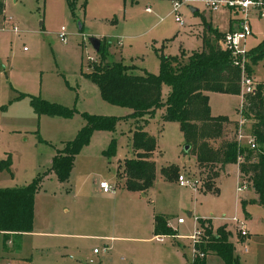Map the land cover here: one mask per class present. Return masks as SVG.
Here are the masks:
<instances>
[{"label":"rangeland","instance_id":"rangeland-1","mask_svg":"<svg viewBox=\"0 0 264 264\" xmlns=\"http://www.w3.org/2000/svg\"><path fill=\"white\" fill-rule=\"evenodd\" d=\"M0 1L6 9V17L18 30L14 33L9 30V24H4L2 29L5 31L0 33L3 38L0 48V73L3 77L0 82L6 86V101L0 104L4 106L0 110L4 116L0 123V159L9 160L8 170L3 174L6 182L22 187L46 173L50 153L75 136L84 123L83 113L117 117L111 132L115 138V153L109 162L102 158L100 151L107 147L110 134L92 131L88 142L74 156L70 178L64 184L55 177L41 180L33 198L36 213H40V206H44L45 195H50L54 198L55 208L63 215L61 218L69 217L77 223V231L73 233L81 237L71 241L77 253L74 264H85L83 258L87 250L94 247L100 251L103 244L110 246V242H97L87 237L91 235L110 236L120 245L105 254L111 257L110 263L104 264H190L191 249L185 240L192 234L191 230L182 237L180 234L184 232L178 230L175 223L177 219L189 223L191 217L196 216L198 219L200 216L217 217L221 213L231 216L233 166L226 169L227 176L221 182L217 197L195 193L190 188H178L175 180L162 181L160 169L168 164L177 168V175L190 180L199 178L194 159L181 151L184 140L177 122L159 123L157 111L144 120L123 117L130 109L104 101L96 85L80 70H89V57L93 58L92 62L97 61L89 38H98L106 44V61L131 65L132 71L139 74L157 73L158 59L154 49L161 50L163 54L175 53L178 45L185 53L198 50L197 34L202 26V15H210L214 19L218 12L208 11L202 4L194 3L192 7L196 12L191 13L188 6L181 5L178 11L184 21L182 28L169 13L171 0H73L74 17L66 0ZM250 22L254 36L247 39L248 46L258 43L261 31H264L263 19L252 17ZM61 26L65 30L64 42H60L56 35ZM220 27L223 29V24ZM189 28L194 29L190 32ZM174 34L173 40L161 47V43L165 44ZM117 39L120 40L119 45H115ZM168 90L167 85L161 86L162 99ZM30 96L70 109L72 114H38L30 105ZM208 102L210 111L230 116L238 107L237 98L218 93L211 95ZM135 126H141L153 135L156 142L153 159L158 184L153 183L143 201L149 213L168 218L169 229L180 235L177 238L185 244H180L183 256L171 258L159 251L158 243L143 240L151 237L150 231L136 216L135 203L120 190L121 179L116 176L115 160L131 155V132ZM232 128L227 126L224 133L230 135ZM4 137L6 143L3 142ZM28 166L31 171L27 170ZM100 180L113 187L116 199L105 200L103 195L91 191L92 181L96 186ZM66 183L76 192L75 204L71 196L67 198L62 194L68 190ZM191 210L192 216L187 217ZM162 241L164 245L169 244L167 237ZM11 257L8 261L12 264H43L35 253L26 259L20 255ZM206 261L208 264H224L218 257L211 256Z\"/></svg>","mask_w":264,"mask_h":264},{"label":"trees","instance_id":"trees-1","mask_svg":"<svg viewBox=\"0 0 264 264\" xmlns=\"http://www.w3.org/2000/svg\"><path fill=\"white\" fill-rule=\"evenodd\" d=\"M135 2L136 0H130ZM72 17L73 0H66ZM3 2L0 1V14ZM193 12H196L194 9ZM223 33L217 31L202 19V33L198 50L177 54H163L154 49L158 59L157 73H134L131 65L120 61H106V44L100 39L95 52L97 61L88 62L89 70L81 74L93 82L100 97L114 105L124 106L130 112L123 117L144 120L160 109L159 122L175 121L183 137L181 151L194 157L199 171L198 191L215 193L214 180L228 163H234L241 157L238 171L241 179L262 202L264 195V83L253 82L252 89L243 93L237 109L240 128L245 135L253 138L254 147L238 144L236 131L238 120L231 121L224 115H211L208 106V92L239 94V82L242 76L251 77L253 66L264 57V37L248 48L242 68L234 62L228 50L222 49L219 39ZM87 66V67H88ZM169 90L161 98V86ZM29 102L36 113L70 116V109L49 103L37 96H30ZM4 106H0V110ZM84 123L75 136L64 142L51 157L46 173L34 178L22 187L0 188V233L22 234L30 232L32 226L33 197L44 176L52 174L60 183L69 177L74 156L85 145L94 130L112 132L117 117L83 113ZM232 126L230 135L224 130ZM155 137L135 126L131 132V155L117 164L116 176L122 180V187L129 192H145L150 189L155 175L151 158L155 149ZM115 153V138H110L107 147L101 151L105 158ZM9 160L0 159V172L8 170ZM177 168L168 164L160 169L164 180H176ZM201 177V178H200ZM203 232V243L197 249L204 257H194L190 264H204L205 256L212 254L224 264H237L233 255V246L228 241V233L223 227L212 229L207 220L198 219ZM204 223L206 225H204ZM154 236H173L162 215H154L152 222ZM6 234V235H5ZM5 238V237H4Z\"/></svg>","mask_w":264,"mask_h":264},{"label":"crops","instance_id":"crops-1","mask_svg":"<svg viewBox=\"0 0 264 264\" xmlns=\"http://www.w3.org/2000/svg\"><path fill=\"white\" fill-rule=\"evenodd\" d=\"M213 12H218L217 16H215L214 19L210 15L206 16V17L204 15H202V16H203L204 20L206 22H208L213 28H216L217 31L224 33L226 30H229V29L234 27V21L230 17L228 11H226L224 9H219V10H216ZM5 13H6V9L3 5V9H2V12L0 14V33L5 31L4 29H2L4 24H9L10 27L12 25H14L13 21L8 16L6 17ZM191 13H193V12H191ZM176 24L178 27H182V28L184 27V21L183 20H182L181 25H179L178 23H176ZM222 24L224 26L223 29H221V27H220ZM10 27H9V30L12 31L10 29ZM189 27L191 28L192 26L190 25ZM190 28L188 31L192 32V29H194V28H192V29H190ZM201 33H202V26H201V29L198 31V34H197L198 40H199V47H200V34ZM252 36H254L253 30L251 31V35L248 38L250 39V37H252ZM260 36H261V38H263L264 31H261ZM174 37H175V34L169 39V41H166L165 44L162 42L161 47L163 45L164 46L168 45L173 40ZM2 43H3V38L1 36L0 37V48H1ZM119 43H120L119 39L115 40V45H119ZM246 43H247V41H246ZM254 45L255 44H253V43L249 44V46H248V44H246L247 48H250ZM179 50L184 51V49L180 45H178L176 52L173 54H177ZM173 54H171V55H173ZM1 59H2V51L0 50V60ZM86 71L87 70H84V71L80 70V72H86ZM132 72L136 73L135 71H132ZM2 77L3 76L0 73V79ZM250 80L254 83L255 82H263L264 83V57L261 58L260 60H258L257 63L253 66V70H252ZM214 93H218L219 95H229L231 97L237 98L238 107H239L240 99H241L240 94L208 92L207 93L208 98L211 95H213ZM5 101H6V86L1 84V82H0V104H3ZM209 105L210 104L208 102V106ZM238 107L234 109L235 113L233 116L226 115L223 112H220V113H218L217 111L212 112V111H210V108H209V112L211 115H224L229 120L236 121L239 118L238 113H237ZM155 111H157L159 113V116H160L161 110L156 109ZM159 116H158V122H159ZM3 117L4 116L2 115V113H0V123L3 119ZM159 123H162V122H159ZM101 131H105V130H101ZM106 132H108L110 134V138L113 137L111 132H109V131H106ZM3 142L6 143L5 137H4ZM56 150H58V149H54V151L52 153H50V155H49L48 167H49L50 159L55 154ZM101 151H100V154H101ZM155 152H156V150L154 149L152 152V156H151L153 162H154L153 156H154ZM183 154H186V153H183ZM102 158L105 159V161L108 163L111 157L105 158L102 155ZM192 158L194 159L193 156H192ZM122 159L116 158L115 170L117 168V164H120ZM229 166H233V168H232L233 169V171H232L233 175L231 178L232 179V186H233L232 199H231L232 209L230 212V213H232V215L230 216L228 213H221L220 216H217V217L210 215L207 217L200 216L199 218L200 219H206L209 222L212 229H215L217 227H223L224 231L228 233V241L233 246V255L236 254L235 256H236L237 260L239 259V263H237V264H264V195H263L262 202H259L257 194L253 191V189L249 185H248V188L244 191H241V192L235 191L236 183H237L238 179L240 178V175L238 174V167L236 166V163L234 162V163L226 164V166L223 168V170L215 178L214 183H213L214 188L216 190L215 193L200 192L198 190H193V192L199 193L202 195L209 194V195L217 197L219 195V190H220L219 188H220L221 182L223 181L224 176H227L226 169ZM27 170L31 171V167L28 166ZM71 172L72 171H70V175H71ZM3 174H4V170L0 172V188L4 189V188L16 187L15 185H11V184H9V182H6ZM70 175H69V178H70ZM50 177H54V175L47 174L46 176H44L43 180L49 179ZM161 179H162V181H165L163 177H161ZM99 182H102V180L98 181L97 185L94 186L95 183L92 181L91 191L93 193H98L100 195H103V199H105V200H114L117 198V195H115V193H114V189H113L112 193H102L101 190L98 188ZM175 182H176V180H175ZM153 183L158 184V182L155 181V176H154ZM67 186H68V184H67ZM152 187H153V184H152L151 188L146 190L145 192H129V191H126L122 187V180H121L120 190H123V192H125L126 195H124V196L126 198L131 199L135 203L134 211L136 213V216H139L138 218L144 222V228L147 231L148 230L150 231L151 237H149L147 239H143V240H145L147 242H151V243H152V241L158 243L159 245L157 248L159 249V251L161 253L171 257V258L176 257V256H178V257L183 256V254L181 253V247L185 244L189 246V240L186 238L185 244H183V243L181 244V242H180L181 239H178L177 237H179L180 235L182 237H186L185 235L190 233V232H186L188 230L189 231L191 230V233H192L193 230L195 228H197V226H198V223H197L198 217L197 216L191 217L192 216V210H191L190 212L187 213V217L192 218L189 223H186L185 221H182V223H177V222L175 223L176 228L178 230L183 231L184 234L177 235L174 232V236H163V238L167 237L169 239V244H167V245H164L162 243L163 241H161V242L156 241L155 240L156 236H154L152 233L153 216L154 215H161V214L149 213L147 205L143 201V199L145 198L147 193L151 191ZM177 187L182 188V187H179L178 185H177ZM67 188H68V190L64 191V193H62V194H65V196L67 198H68V196H71L70 198L73 200V204H75L76 192L74 193L73 188L71 189V187H69V186ZM157 188H160V187L157 186ZM35 194H34V196H35ZM62 194H61V196H63ZM45 196H46V199H44V203H43L44 206H40V213H36L35 201L33 202L32 226H31L30 232L22 233V234H8L7 240H6V236H3L0 233V264H12V262L8 261L9 259L12 258L11 256H19L20 255L21 258L24 257V259H26V257L29 256L31 253H35V255L39 256L38 259L43 264H74L75 263V261H76L75 258L77 257V253L75 252L74 247L71 244V241L74 240V238L81 237V235L73 233V231H77V223H75L74 220L70 219L69 217L61 218L63 215H60L61 211H58V208H55V202L53 201L54 198L51 197L50 195H45ZM238 211H240L241 214L238 215ZM63 212L67 213V210H63ZM114 212H115V210H114ZM117 212H118V210H117ZM119 212H120V209H119ZM164 217L166 219V223H167V227H168V218L166 216H164ZM230 217H235L236 219L242 221L244 228L246 229V232H247L246 240L241 241L238 237V234L236 233L234 224L225 219V218H230ZM135 229H136V227H135ZM87 237H91L93 241H97V242H110V246L103 244V248L105 247L106 251L101 252V250L100 251L98 250V253L95 255L92 254V249H95L94 247L91 250H87L84 253V258H83L84 263L88 264L87 263L88 259H91L93 261V263H91V264H94L95 261L97 262V264H104L107 262L110 263V257L111 256H108L105 254L108 251L116 250L117 248L120 247V245L116 244V242L114 240H112L110 236L91 235V236H87ZM163 238H162V240H163ZM242 243H244V245H245V248H246L245 251L242 250ZM236 251L238 253H236ZM211 256L216 257L212 254L206 255V257L204 259V264H208V262L207 261L205 262V260H206V258L211 257ZM29 259H31V258H29Z\"/></svg>","mask_w":264,"mask_h":264},{"label":"built area","instance_id":"built-area-1","mask_svg":"<svg viewBox=\"0 0 264 264\" xmlns=\"http://www.w3.org/2000/svg\"><path fill=\"white\" fill-rule=\"evenodd\" d=\"M194 3L202 4L208 11H216L219 9H224L229 12L230 17L234 21V27L226 30L221 38L219 39V45L222 49L228 50L231 56L234 58V62L242 68L243 61L245 59L246 51L248 50L246 46L247 38L251 35V22L250 19L255 17L257 19L264 20V0H171L170 13L173 16V20L179 25L182 24V19L179 14V8L181 5H186L192 7ZM10 29L13 32H17V28L12 25ZM57 38L60 42L65 41V30L61 26L56 32ZM264 37V36H263ZM88 60L92 61L93 58L89 57ZM252 81L250 78L242 76L239 82V94L240 98L243 93H247L252 89ZM241 100V99H240ZM240 105V104H239ZM239 108V107H238ZM241 120L238 118V129L236 131V140L238 144H246L249 148L254 147L253 138L249 135H245L241 128ZM241 162V157H236V166ZM239 174V171H238ZM176 183L179 187L190 188L192 190H197L199 187V182L196 179H188L182 175H178L176 178ZM98 188L102 193H112L113 187H110L106 182L102 181L98 183ZM248 188V183L241 179H238L235 187L236 192L244 191ZM234 224L236 233L241 241L246 240L247 232L241 220L235 217L225 218ZM177 223H182L181 219H177ZM203 232L199 225L195 228L190 236L187 237L189 240V247L191 249L192 259L194 257L202 258L204 254L201 253L197 246L203 243ZM163 236H156L155 240L158 242L162 241ZM242 250L245 251V245L242 243ZM106 248H102L101 252H105ZM98 253L97 249H92V254ZM88 264L93 263L91 259L87 260Z\"/></svg>","mask_w":264,"mask_h":264},{"label":"water","instance_id":"water-1","mask_svg":"<svg viewBox=\"0 0 264 264\" xmlns=\"http://www.w3.org/2000/svg\"><path fill=\"white\" fill-rule=\"evenodd\" d=\"M194 7H189V11L190 12H193L194 11ZM89 42H90V45L92 47V49L94 50V52H96L99 48V43H100V40L98 38H89ZM187 145H184L183 146V149L186 150L187 149Z\"/></svg>","mask_w":264,"mask_h":264}]
</instances>
